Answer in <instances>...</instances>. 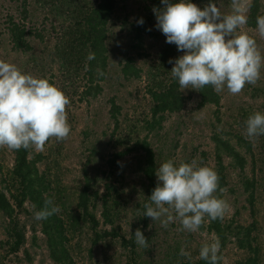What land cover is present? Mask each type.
Instances as JSON below:
<instances>
[{"label": "rangeland", "instance_id": "rangeland-1", "mask_svg": "<svg viewBox=\"0 0 264 264\" xmlns=\"http://www.w3.org/2000/svg\"><path fill=\"white\" fill-rule=\"evenodd\" d=\"M24 0H0V59L15 64L22 72L38 77H46L51 83L60 87L69 99L66 106L70 134L62 141L52 137L45 143L43 150L35 149L33 154L43 152L52 171L59 169L61 192L69 206H77L78 195L85 184L84 171H91V177L98 174L100 184L107 177L103 173H111L108 159L127 148L132 150L117 161L121 166L114 168L112 180L123 189V199H120L121 218L115 217L112 225L100 224L98 233L91 229L93 220H84L82 212L75 214L81 220L83 230L70 233V248L73 256L72 264H181L188 257L199 258L202 237L199 233L179 231V223H170L163 227L160 221L149 217L147 226L139 225L148 240V247L138 246L136 253L126 248L122 236L131 237L137 230L138 219L133 209L141 207L150 199L148 196V180L142 166L144 161L142 143L146 138L157 152L160 164L172 159L177 165L181 162L196 161L218 168L216 162L217 140L215 132L230 141L236 153L245 157V167L238 166L232 155L223 156L226 172L230 174L228 185L220 195L225 198L230 210L223 219H218L221 226L228 232L225 245H221V264H240L247 257L245 250L237 243L235 235L240 226L258 223L260 242L264 248V135L250 139L246 134V120L257 111L264 112V68L260 79L255 85L246 84L238 94H231L225 88L220 92L221 107L214 104L199 107V94L196 89H184L189 97L186 108L179 113H167L160 126L150 130L152 120L153 100L148 91L150 85L157 87L160 81L170 78L165 73L162 61V49L176 50V55H183L175 44L166 42V36L156 26L154 7H147L150 2L145 0H119L116 12L110 22L109 47L110 59L105 81H102L103 91L95 97H83L82 90L86 84L84 71L75 70L77 63L71 62L68 49L75 50L73 54L79 60L82 51L76 45L77 22L98 4V0H28V25L37 28L41 38L33 37V50L18 51L14 48L8 33V15L14 14L21 18L20 11ZM147 4V5H146ZM196 4L203 8L200 2ZM264 10V0H262ZM164 7V6H163ZM162 7V8H163ZM157 9V8H155ZM231 0H223L222 11H230ZM140 18L150 22L155 36L146 39L147 52L140 56L132 50L133 32ZM243 29L257 39L258 46L264 52V38L258 35L257 28L247 24ZM75 48V49H74ZM132 53L136 64L143 68L141 77L125 76L123 64L126 56ZM78 56V57H77ZM166 62V61H165ZM75 68L74 70H72ZM163 68V69H162ZM171 69V68H170ZM121 106L116 119L112 117V99ZM241 113V114H240ZM237 132H241L247 140L253 141L252 151L238 142ZM139 141V143H137ZM57 161V169L55 168ZM142 163V164H141ZM0 187L2 173L11 175L15 164V152L6 147H0ZM45 168V164H40ZM217 172V171H216ZM255 181L254 190L255 213L252 212L248 196L253 191L246 189L245 181ZM157 182V177H156ZM99 184V183H98ZM25 206L33 210L30 201ZM26 208V209H27ZM102 221L100 205L92 210ZM139 212V211H138ZM255 214V215H254ZM22 223H26V242L18 251H10L4 219L0 212V264H56L49 255L48 244L42 229L33 228L34 215L28 212H18ZM68 216V215H67ZM88 219H92L91 216ZM10 219H7L9 222ZM69 221V219H68ZM211 221L202 225L201 231L217 236L211 229ZM112 230V234L97 237L104 230ZM98 239L96 242L95 240ZM181 248L190 256L180 255ZM219 252V253H220ZM243 263V262H242Z\"/></svg>", "mask_w": 264, "mask_h": 264}, {"label": "clouds", "instance_id": "clouds-1", "mask_svg": "<svg viewBox=\"0 0 264 264\" xmlns=\"http://www.w3.org/2000/svg\"><path fill=\"white\" fill-rule=\"evenodd\" d=\"M253 0H231L230 11H222L223 0H209L203 8L193 0H161L153 9L156 26L183 55L169 59L171 75L181 89H203L211 85L217 93L226 88L240 93L246 84L255 85L264 68V52L257 39L243 29ZM138 23L143 24V18ZM257 32L264 38V16L256 18ZM95 59L90 52L87 60ZM65 92L46 77L22 72L15 64L0 59V147L43 150L49 138L62 141L70 134ZM250 139L264 135V112L246 120ZM157 184L145 204L144 216L160 221L163 227L179 223V231L199 233V258L218 264L219 237L201 231L202 225L223 219L230 210L218 190L219 177L209 166L196 161L178 165L169 159L156 169ZM225 190L220 189L223 193ZM35 209V205L33 206ZM59 206L45 199L44 207L34 210V219L45 220L58 213ZM137 245L148 247L140 229L134 233ZM180 255L190 256L181 248Z\"/></svg>", "mask_w": 264, "mask_h": 264}, {"label": "trees", "instance_id": "trees-1", "mask_svg": "<svg viewBox=\"0 0 264 264\" xmlns=\"http://www.w3.org/2000/svg\"><path fill=\"white\" fill-rule=\"evenodd\" d=\"M28 0H24L21 5V18H17L14 14L8 15V33L9 37L13 43L16 50L22 52H30L33 50V37H43L42 33L34 27L28 25L27 21L29 19V9ZM150 2L147 7H154L161 9L164 5L161 0H145ZM194 3H201L203 6L208 4L209 0H193ZM119 0H98V4L93 6L91 10L83 17L82 20L77 22V37L75 38L76 45L79 46V51H82L81 59H77L73 55L76 51L68 49L71 54H69L70 67L71 62H79L76 65V69H83V77H86V84L82 90L83 97H95L103 91L102 81H105L106 74L108 72L109 59H110V47H109V32H110V22L113 18L116 9L118 7ZM257 16H264V10L262 5V0H253L252 6L248 12V22L247 25L252 28H257L256 18ZM133 41L132 50L140 56H145L148 54L146 47V39L148 36H155L153 28L150 26V22L146 19L143 20V24L138 23L133 29ZM172 47H164L162 49V65L165 68V73H170V78L168 81L162 82L155 87V85H150L148 91L153 100L152 106V120L150 123V130L153 131L157 126H160L162 121L165 120L167 113H179L186 108L188 96L185 95L184 90L179 87L178 81L171 75V69L173 64L169 63V59L175 60L179 57L176 55V50L174 52L170 51ZM75 49V48H74ZM90 52L95 53V59L89 61L87 56ZM73 53V54H72ZM78 57V56H77ZM126 60L123 64V73L125 76L134 75L135 77H141L143 68L138 67L136 64V57L129 53L126 56ZM166 61V62H165ZM162 68V69H163ZM80 71V70H79ZM199 94V107L206 106L208 104H214L217 109L221 107V95L213 90L211 85L205 86L203 89L197 90ZM112 117L116 119L117 124L119 120L117 118V112L121 111V106L116 102L115 98L112 100ZM241 114V113H240ZM214 137L217 140V144L220 146L217 148L216 162L218 164L217 174L219 177L218 190L216 195H220V188L228 185V179L230 174L226 172L225 164L223 161V156L232 155L233 160L238 166L242 168L245 167V157L242 154L236 153V149L232 145L230 138H225L221 132H215ZM236 138L238 142H242L244 146L252 151L253 141L247 140L242 136L241 132H237ZM264 137L262 138V142ZM139 143V141H137ZM264 143V142H263ZM144 147V152L142 153L141 161H144L142 166L144 175L148 180L147 192L148 198L150 197L152 190L155 188L156 182V169L160 165V161L157 158V152L152 147L151 142L146 138L142 143ZM133 147L127 148V150H122L113 155V157L108 159V164L111 167V173L107 174L106 170L103 173L106 175L107 180L100 184L98 174L91 177V171L85 170V184L82 186L76 207L69 206L61 192V182L58 176L57 161H55L57 170L52 171L46 160V155L43 152L33 154L35 148L30 147L28 149L21 148L15 152V164L11 175L5 176L2 173V187H0V212L2 213L4 219L5 232L7 234L10 251H18L21 249L27 238H26V223H22L18 212H28L34 215V210H38L44 207L45 199H52L54 204L59 206L60 211L45 220L33 222V228L35 230L40 227L45 234L46 243L48 244L49 255L56 264H72L73 256L70 248L71 235L74 231H81V220L76 216L77 210L82 212L84 220H93L91 229L98 233V226L100 224L112 225L115 223V217L119 216L121 218V207L120 199H123V189L118 187L114 180H112L111 175L114 173V168L116 166H121L117 161L119 158L126 155L132 150ZM45 164V168H41L40 164ZM142 164V163H141ZM2 169V165L0 164ZM99 183V184H98ZM246 189H252L253 191L248 196V202L251 205L252 212L255 213V198L254 190L256 189V183L254 180L247 179L245 181ZM221 196V195H220ZM30 201L32 208L35 205V209H28L25 206L26 201ZM143 203V202H141ZM141 203H138L133 209L136 218L138 219L139 225L147 226L149 223V217L144 216L145 204H150L145 201L141 207ZM100 205L102 209L101 221L97 215L92 211ZM27 208V209H26ZM139 211V212H138ZM257 214V212L255 213ZM254 214V215H255ZM68 215V216H67ZM91 216L92 219H88ZM7 219H10L9 222ZM69 219V221H68ZM216 222L212 223L211 229L217 233L221 245H225L228 239V232L224 230L221 226L220 220H214ZM258 223L256 221L252 222L248 226H240V229L235 232L237 236L238 246L245 250L247 257L240 261V264H264V248L259 241L260 233L258 230ZM134 232H132L131 237L126 235L122 236L123 245L132 250L133 254L136 253L138 246L135 242ZM112 234V230L105 229L103 234L97 237H105L106 235ZM98 239L95 240V242ZM222 252L218 253L219 260L218 264H221ZM243 262V263H242ZM181 264H210L209 261L200 258L188 257V259H183ZM131 264V263H129Z\"/></svg>", "mask_w": 264, "mask_h": 264}]
</instances>
